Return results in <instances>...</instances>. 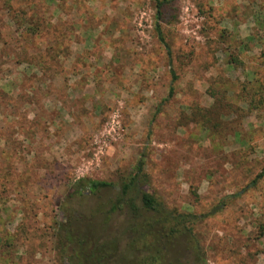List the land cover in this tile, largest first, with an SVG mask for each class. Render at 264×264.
<instances>
[{"label": "rangeland", "instance_id": "obj_1", "mask_svg": "<svg viewBox=\"0 0 264 264\" xmlns=\"http://www.w3.org/2000/svg\"><path fill=\"white\" fill-rule=\"evenodd\" d=\"M141 159L168 207L225 203L208 264H264V0H0V264H66L60 228Z\"/></svg>", "mask_w": 264, "mask_h": 264}, {"label": "trees", "instance_id": "obj_2", "mask_svg": "<svg viewBox=\"0 0 264 264\" xmlns=\"http://www.w3.org/2000/svg\"><path fill=\"white\" fill-rule=\"evenodd\" d=\"M144 166L141 159L134 173L121 181L116 196L96 204L90 218L78 216L73 227L60 228L65 230L59 233V245L66 264H208L196 227L225 203L202 214L168 207L154 193L141 189ZM79 183L82 189L76 192L85 198H102V191L114 190L102 189L113 187L110 181L83 178ZM121 211L127 217L122 231L104 238L112 216Z\"/></svg>", "mask_w": 264, "mask_h": 264}]
</instances>
